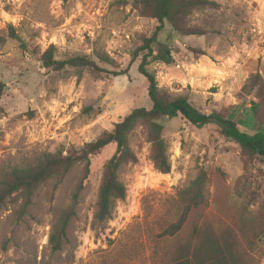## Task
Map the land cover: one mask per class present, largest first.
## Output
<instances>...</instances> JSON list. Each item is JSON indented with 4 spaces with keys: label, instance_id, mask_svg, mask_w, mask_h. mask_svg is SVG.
Masks as SVG:
<instances>
[{
    "label": "rangeland",
    "instance_id": "obj_1",
    "mask_svg": "<svg viewBox=\"0 0 264 264\" xmlns=\"http://www.w3.org/2000/svg\"><path fill=\"white\" fill-rule=\"evenodd\" d=\"M216 8L196 11L192 25L202 34L178 36L171 64L153 62L160 87L186 93L209 112L231 107L230 117L248 133L264 130V112L254 119L256 100L239 96L245 79L264 77V0H212ZM157 24L129 0H0V179L12 166L35 162L43 151L81 146L110 130L133 108H150L147 82L137 61L126 75H96L83 70L43 68L38 56L49 45L54 56L104 51L118 66L127 52ZM20 38L10 36L11 28ZM203 52L197 56L187 47ZM109 70L112 67H107ZM170 170L162 173L149 159L142 128L129 137L137 161L118 169L126 195L113 217L93 220L103 164L115 151L108 145L92 158V173L78 196L67 243L53 251L51 224L70 200L81 167L70 169L54 189L40 186L20 220L11 205L0 209V264H165L175 236H160L156 222L176 220L177 191L201 171L206 173L207 205L200 222L242 228L249 264H264V161L245 162L238 146L214 124L197 128L177 116L164 120ZM148 213L147 218L144 214ZM239 235V234H238Z\"/></svg>",
    "mask_w": 264,
    "mask_h": 264
},
{
    "label": "trees",
    "instance_id": "obj_2",
    "mask_svg": "<svg viewBox=\"0 0 264 264\" xmlns=\"http://www.w3.org/2000/svg\"><path fill=\"white\" fill-rule=\"evenodd\" d=\"M126 0H120L125 3ZM143 15L154 18L157 22L149 35L142 36L140 43L127 52V66L114 70L118 66L104 51L88 54L67 55L63 58L54 56L55 47L49 45L39 56L43 68L55 72L66 68L74 69L78 76L83 70L96 75H126L129 66L137 61V71L147 82V96L150 108H133L110 130L101 132L95 139L81 146H69L65 150L41 152L34 163L26 166L9 167L0 179V209L11 205L15 219L20 220L32 202L36 190L49 182L54 189L61 183L67 172L74 167H81V174L75 184L69 202L57 213L48 234V244L53 251L60 250L67 243L66 230L70 219L75 215L78 196L83 183L92 173V158L110 144L115 146L112 156L103 164V172L98 188L96 209L93 220L102 224L113 217L117 201L126 195L125 185L118 178V169L127 163H135L137 157L129 145V137L137 128L150 143L149 159L155 169L162 173L170 170L167 143L163 138L164 120L180 116L191 125L202 128L208 124L216 125L219 134L235 143L245 163L253 160L264 161V130L252 133L241 130L237 122L230 117L231 107L212 109L206 112L189 99L186 93H174L160 87L154 71L149 69L153 62L171 64L174 61L173 51L178 50L175 38L202 34L203 28L190 23L189 17L196 11L216 8L212 0H129ZM10 36L21 42L13 32ZM196 56L203 54L197 48L187 47ZM110 66L112 69H108ZM4 83L0 81V97ZM239 96L251 95L256 100L253 110L254 119H259L264 112V77L258 72L251 73L243 82ZM175 202L177 217L172 222L157 221L160 236H175L169 260L165 264H249L250 255L243 244L248 246L245 231L240 228L239 235L230 226L220 223L217 226L200 222L201 213L207 205L206 173L201 171L193 180L182 186ZM148 213L144 214L147 218Z\"/></svg>",
    "mask_w": 264,
    "mask_h": 264
}]
</instances>
